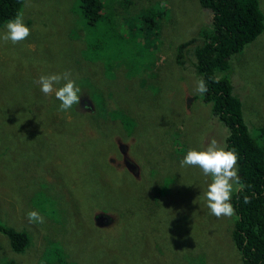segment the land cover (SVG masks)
Instances as JSON below:
<instances>
[{
	"label": "rangeland",
	"instance_id": "374dc122",
	"mask_svg": "<svg viewBox=\"0 0 264 264\" xmlns=\"http://www.w3.org/2000/svg\"><path fill=\"white\" fill-rule=\"evenodd\" d=\"M102 1L106 20L94 25L79 0H24L31 34L0 39V224L32 237L19 255L0 232V264H42L53 251L80 264H241L235 216L212 215L211 178L180 165L213 138L225 148L226 126L195 91L200 78L176 62L180 42L209 30L208 11L199 0ZM259 6L264 15V0ZM229 63L218 76L231 80L264 146V30ZM65 71L77 85L88 79L93 103L81 95V107L49 108L56 97L36 81ZM53 118L56 128L47 126ZM30 210L45 222L30 223Z\"/></svg>",
	"mask_w": 264,
	"mask_h": 264
},
{
	"label": "trees",
	"instance_id": "16d2710c",
	"mask_svg": "<svg viewBox=\"0 0 264 264\" xmlns=\"http://www.w3.org/2000/svg\"><path fill=\"white\" fill-rule=\"evenodd\" d=\"M23 2L24 0H0V28L20 14ZM79 2L85 22L95 25L106 20L103 19L106 4L102 0ZM199 4L209 13V30L202 29L197 36L180 42L176 47V62L183 68L191 66L197 76L207 82L208 91L203 94V98L211 103L214 117L227 128L225 148L235 150L238 156L236 167L245 187L242 192L232 194L235 220L231 239L239 253L241 264H264V146L252 135L243 117L242 101L234 94L231 80L227 76H218L228 68L231 56L240 52L263 32L264 15L259 0H199ZM149 19L152 28L156 24L155 16L150 15ZM103 32L112 34L106 28ZM213 77H218L219 82H214L211 79ZM86 80L88 79L84 76L78 86L83 98L91 100L88 92H85L86 89L91 91L88 87L90 85L85 84H89ZM103 93L98 87L93 89V95L98 98L95 99L97 112L102 110L101 114L105 116L107 98ZM59 105L60 101L55 98L49 108L61 112ZM82 105L80 100L78 106ZM115 116L121 115L116 112ZM54 118L48 121L47 126L52 122L55 127ZM122 125L130 129L128 123ZM258 130L261 135L263 128L259 127ZM246 196L249 198L248 203L244 202ZM0 232L15 254L22 255L32 243V237L26 230L0 224ZM56 252H43L45 255L39 258L41 263L53 264L56 260L57 264H80L62 258Z\"/></svg>",
	"mask_w": 264,
	"mask_h": 264
},
{
	"label": "clouds",
	"instance_id": "9594fccd",
	"mask_svg": "<svg viewBox=\"0 0 264 264\" xmlns=\"http://www.w3.org/2000/svg\"><path fill=\"white\" fill-rule=\"evenodd\" d=\"M31 34L30 28L24 23L23 16L17 14L6 24V31L0 35V39L5 42L11 41L17 44ZM218 83L219 78H211ZM63 81V83H61ZM36 83L40 91L45 95L54 93L57 100L60 101L59 109L67 111L78 105L81 98V88L71 77L70 71L63 73L42 74ZM59 85V87H57ZM195 91L204 94L208 91L207 82L200 78L195 82ZM238 156L235 150H228L218 145L216 139H212L208 146L203 149H189L180 161L181 167L195 166L202 170L205 176L211 178L208 184L205 197L207 207L210 213L215 217H232L235 209L231 203L234 192H242L245 185L238 175L236 167ZM245 203L249 202L246 196ZM30 223L43 224L45 218L36 210H30L26 213Z\"/></svg>",
	"mask_w": 264,
	"mask_h": 264
},
{
	"label": "flooded vegetation",
	"instance_id": "af4514ba",
	"mask_svg": "<svg viewBox=\"0 0 264 264\" xmlns=\"http://www.w3.org/2000/svg\"><path fill=\"white\" fill-rule=\"evenodd\" d=\"M86 106V105H85Z\"/></svg>",
	"mask_w": 264,
	"mask_h": 264
},
{
	"label": "water",
	"instance_id": "95a60500",
	"mask_svg": "<svg viewBox=\"0 0 264 264\" xmlns=\"http://www.w3.org/2000/svg\"><path fill=\"white\" fill-rule=\"evenodd\" d=\"M129 165V164H128Z\"/></svg>",
	"mask_w": 264,
	"mask_h": 264
}]
</instances>
